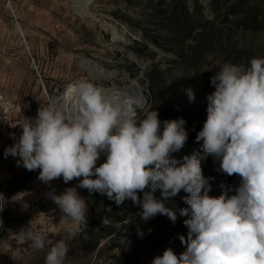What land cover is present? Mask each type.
Listing matches in <instances>:
<instances>
[{"label":"rangeland","instance_id":"rangeland-1","mask_svg":"<svg viewBox=\"0 0 264 264\" xmlns=\"http://www.w3.org/2000/svg\"><path fill=\"white\" fill-rule=\"evenodd\" d=\"M82 2L0 0V264H45L47 251L61 239L69 248L65 264H152L167 248L177 256L186 250L179 239L189 231V217L179 215L188 207L183 190L164 201L177 211L175 223L160 214L145 221L131 199L117 205L79 188V179L44 183L38 169L28 171L17 165L18 156H5L22 134L19 124L35 118L41 104L58 98L70 82L86 80L108 91L137 82L149 96L146 111L156 110L161 122L186 121L188 138L171 156L182 161L199 154L210 196L234 195L240 184L239 176L223 173L219 161L202 152L196 136L207 119L215 71L226 62L247 66L251 58L264 57V0H93V16L126 30L125 41H115L85 16ZM85 62L109 76L93 79ZM105 160L101 153L97 166ZM69 187L88 203L87 228L76 236L65 231L51 199ZM154 195L160 198V190ZM138 196L142 200L143 193ZM28 229L46 238L43 250L22 235Z\"/></svg>","mask_w":264,"mask_h":264},{"label":"clouds","instance_id":"clouds-1","mask_svg":"<svg viewBox=\"0 0 264 264\" xmlns=\"http://www.w3.org/2000/svg\"><path fill=\"white\" fill-rule=\"evenodd\" d=\"M210 83L214 91L207 96V119L196 141L219 161L220 171L240 177L234 195H209L198 153L182 161L171 156L188 138L183 118L161 122L156 110H144L141 119L127 102L114 103L86 80L68 83L58 98L41 104L35 118H25L5 156H18L17 165L28 171L38 169L44 183L79 179V188L117 205L131 199L145 221L160 214L175 223L177 211L164 201L181 190L188 193V207L179 209L180 216L189 217L187 238L179 237L186 250L177 256L167 248L152 264H264V57L251 58L247 66L226 62ZM187 94L195 99L191 89ZM101 153L106 160L97 166ZM158 189L160 198L154 195ZM51 199L65 231L84 233L88 203L77 189ZM22 235L34 249L45 248L42 234L28 229ZM68 251L64 239L56 241L45 264H65Z\"/></svg>","mask_w":264,"mask_h":264},{"label":"bare ground","instance_id":"bare-ground-1","mask_svg":"<svg viewBox=\"0 0 264 264\" xmlns=\"http://www.w3.org/2000/svg\"><path fill=\"white\" fill-rule=\"evenodd\" d=\"M92 2L93 0H83V2L81 3L82 13L85 16L93 17L96 22L101 21L100 26L104 28L106 31L111 32L113 35V39L115 41L116 40L118 41L127 40L130 37V34L126 30H120L114 25L105 23V21H102L100 17L98 18L97 16L96 17L93 16V14L90 12V6ZM19 30H20L21 35L24 37V32L21 30V28H19ZM84 64H87V66L91 68L89 72L93 79H101V78H105L109 76V73L105 72V70H103L100 67L95 66L94 64L92 65L91 62H85ZM146 93L147 92L145 91V89H142L137 82H131V85L125 87L122 90H119V89L110 90V91L103 90V94L105 95V97L109 100H112L114 103L127 102L129 105L134 107L137 112L138 117L141 111L143 110L144 104L146 102V96H147ZM138 216L141 219V215L139 214ZM137 219L138 217L136 216L131 217L132 221H136Z\"/></svg>","mask_w":264,"mask_h":264},{"label":"water","instance_id":"water-1","mask_svg":"<svg viewBox=\"0 0 264 264\" xmlns=\"http://www.w3.org/2000/svg\"><path fill=\"white\" fill-rule=\"evenodd\" d=\"M97 23L100 24L101 21H98ZM125 79H127V78H125ZM146 94H147V96H146V102H145V104H144L143 110H142L141 113L139 114V117L143 114V111L146 110V109L148 108L149 104H150L148 93H146ZM138 215H139V214H138Z\"/></svg>","mask_w":264,"mask_h":264},{"label":"built area","instance_id":"built-area-1","mask_svg":"<svg viewBox=\"0 0 264 264\" xmlns=\"http://www.w3.org/2000/svg\"><path fill=\"white\" fill-rule=\"evenodd\" d=\"M3 102H5L4 101V99H2L1 97H0V104H2ZM9 112V108H4V113H8Z\"/></svg>","mask_w":264,"mask_h":264}]
</instances>
